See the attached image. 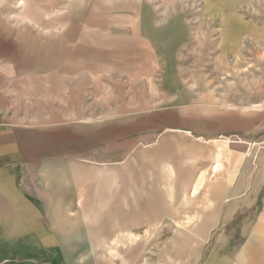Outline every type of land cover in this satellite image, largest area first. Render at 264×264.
Returning a JSON list of instances; mask_svg holds the SVG:
<instances>
[{"label": "rangeland", "instance_id": "obj_1", "mask_svg": "<svg viewBox=\"0 0 264 264\" xmlns=\"http://www.w3.org/2000/svg\"><path fill=\"white\" fill-rule=\"evenodd\" d=\"M261 6L264 0H0V81L22 90L1 113L36 124L24 149L45 152L22 159L36 174L22 170L13 198L27 202L0 205L8 221L0 228L10 233L0 238V264L48 261L57 250L48 237L53 216L56 240L75 250L67 264H261ZM232 170L247 186L257 179L259 189L215 188ZM42 196L59 198L61 216L58 206L37 205ZM192 202L205 217L214 204L213 220L153 219L169 212L159 208ZM111 204L127 217L117 229L97 230Z\"/></svg>", "mask_w": 264, "mask_h": 264}, {"label": "crops", "instance_id": "obj_2", "mask_svg": "<svg viewBox=\"0 0 264 264\" xmlns=\"http://www.w3.org/2000/svg\"><path fill=\"white\" fill-rule=\"evenodd\" d=\"M264 8V6H261ZM263 11V10H262ZM261 11V12H262ZM264 13V12H262ZM59 70H53L51 71L52 76L56 75ZM2 78V77H1ZM3 83V80L0 81V205H4V206H11V205H22L24 204L27 199H23L21 197L18 198H13V193H15L16 197H17V187H16V183H17V179L19 177V175L21 174L22 170L25 169L26 171V175H28L29 173H31V171H33L36 174V171L34 170L33 167H24L26 166V164H22V159H26L28 157L31 158H38V157H43L45 152H42V150H40V153H34L36 148L32 150V153L30 155L27 154V151L24 149L25 147V143H26V137H28L29 135H33V133L31 132H37L36 129H34V127L36 126V124H26L24 123L23 119L17 120V119H13L10 117H8L7 114H3L1 113V110L3 108H5V105L8 101V103H10V101L12 100V97H18V95H22V90L21 87H17L16 85H14V88H12V85L14 84L12 82V80H9V83H11V85H1ZM17 85H21L23 86L24 83H15ZM39 89H42V86H39ZM56 92H54V90H52V95L55 96L57 98V101L60 102L61 99L59 97V90H55ZM55 93V94H54ZM52 112L54 111V107H50ZM56 117V116H55ZM53 117V118H55ZM57 118V117H56ZM31 129V132H30ZM34 129V131H33ZM52 141H53V137H52ZM218 145V144H217ZM35 146V145H34ZM218 147V146H217ZM231 153H228L227 158H231L234 159L236 157V153L235 151H229ZM221 154V148L219 147V150L217 149V153L213 154L212 156V160L216 161V165H214V167H212V170H216L218 169V157ZM24 173V172H23ZM41 174L42 172H40V170H38L37 174ZM231 173V177H228V180H226L223 185H219V183H217L215 185V188L218 189H225V190H237V191H243V189L246 191H249V194H251V191H253L252 193L254 194V191L257 190V179H255L254 184L251 182V184L249 186L245 185V181L243 178V181L237 180L236 179V173L234 170H232L231 172H229L228 174ZM190 176L188 177L189 179V185L192 187L194 186L195 182H194V176L191 174V172H189ZM192 175V176H191ZM264 179V168L261 167L259 170V182H261V180ZM205 175H201V177L198 180V183L195 185V189L193 190V194L197 193L198 190L200 189V187L202 186V184L205 181ZM242 182V183H240ZM221 186V187H220ZM192 187L190 189H192ZM214 187V185H210L209 188ZM43 190V188H41ZM259 189V188H258ZM43 195V194H42ZM239 195V194H238ZM38 199L41 201L37 202V205H50L52 206V209H54V207L58 206V208L55 209V213H56V218L61 216L60 212V208L61 205H63V203H61V201L59 200V198L56 200V198H54L53 196L48 200V199H44V197H38ZM24 200V201H23ZM118 197H117V202L115 201L116 204H118ZM86 205V203H84ZM114 204V203H113ZM113 204H111V207H105L103 209V211L100 213V219L99 221V227L97 228V230H103V231H109L110 229H117V227L120 225V222H122L124 220L125 217H127V213L123 212L122 208L119 207L118 205H116L115 207L113 206ZM115 205V204H114ZM214 204L211 207L212 212L214 211ZM159 206H157L158 208ZM172 207V206H171ZM165 208V207H164ZM86 209V207H85ZM154 211L156 209V207L152 208ZM171 209V210H168ZM158 211L163 214L164 212L169 211L166 214L161 215L160 217H155L154 216V221L159 220L161 218H165V217H170L171 220H176V216H190L189 218H186L185 220H189V221H193V222H204V221H209V220H213V214L211 212V215L205 217L204 213L202 211V207L196 203V202H192V203H186V205H181L178 209H173V208H167L166 210H162L161 208L158 209ZM231 212L236 211V207H234L233 209L230 210ZM153 213V212H152ZM210 213V212H209ZM212 216V217H211ZM181 218V217H180ZM128 219H132V221L136 220V218H128ZM151 219V218H149ZM183 219V218H181ZM4 221V223H8V221L1 219L0 218V222ZM56 220L53 218H51V222H52V226L50 227V231L52 234H50V237L52 239V243L55 244V248H57V250L51 252L52 255L50 257H48V261H44L42 259L38 260H34L33 264H67L69 263V259L71 258V253L75 252V250L72 251V249H68V246L65 245L63 240H56L57 237V232L54 230L53 226L56 223ZM109 222H110V226H109ZM24 223V224H22ZM19 227L20 230L22 228L26 229V225L25 222H21L19 223ZM56 229V228H55ZM3 230H4V226H3ZM44 230L43 229H39L36 231V242L37 245H39L40 241L38 239H41L44 237ZM259 232H260V236L262 238H264V201L262 203V207H261V211L259 214ZM10 235V233H9ZM6 235L5 233H3L2 228H0V238L1 237H6L9 236ZM200 234L196 233V234H189V236H198ZM203 234L201 233V236ZM134 235V233L130 234V237L132 238ZM16 237V236H15ZM18 237H22V235L20 236L18 234ZM188 237V235H187ZM263 241V240H262ZM22 244V241H19ZM41 244H42V240H41ZM262 244V243H261ZM24 246V245H23ZM60 248V249H59ZM17 250V249H14ZM260 254V262L261 264H264V242L261 245V249L259 251ZM35 259V258H34ZM50 259V260H49ZM27 264V263H26ZM29 264V263H28Z\"/></svg>", "mask_w": 264, "mask_h": 264}]
</instances>
